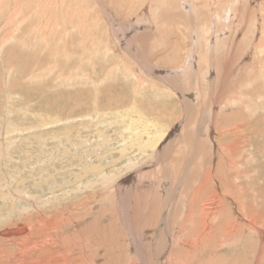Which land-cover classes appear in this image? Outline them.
Listing matches in <instances>:
<instances>
[{"label":"rangeland","instance_id":"1","mask_svg":"<svg viewBox=\"0 0 264 264\" xmlns=\"http://www.w3.org/2000/svg\"><path fill=\"white\" fill-rule=\"evenodd\" d=\"M106 1L109 8L114 7V4L118 8L113 11L115 16L121 12L119 25H132L138 30L133 38L154 28L148 26H157L154 35L160 38L159 33L164 40L155 44L153 40L150 50L155 56L159 53L165 56L160 61L153 58L156 61L152 64L151 72H148V68L144 70L145 66L141 67L142 61H133L132 64L130 60L136 58L133 56L134 49L129 48L125 52L127 47H122L113 37L96 0H0V233L5 228L16 230L26 226L29 229L35 222L40 225L43 220L55 216L57 211L59 214H68L70 218L84 215L82 228L67 224L62 234L73 239L79 229L89 223L88 219L99 218L101 226L108 230L112 228L113 231L117 228L119 231H116V238H112L114 244L109 242L107 249L120 255L117 246L113 249L116 243H120L125 258L131 257V260H127L128 264H141L140 258H137L142 245L145 249L152 247L167 232L166 237L170 242L162 258L166 260L164 258L167 253L176 247L174 242L187 240L189 233L194 231V224H197L186 221L182 207L185 206L184 201L187 206L188 200L181 196V191L180 196H177L178 192L171 200L166 198L169 203L165 204L166 209L162 204L166 193L171 190L176 193L172 189L175 182L172 181L173 173L178 175L184 167L185 159H188L186 151L190 150L186 140L193 137L189 132L194 130V126L186 125L187 115L182 105L184 99L191 102L192 109L197 105L205 109L201 117V123L204 122L197 127V131L200 130L197 132L199 145L206 146L207 156L202 157V168L205 170L200 166V171H196L200 175L202 172L208 173L213 180V187L209 186L206 194V206L215 209L219 198L227 203L226 216L218 219L212 215L208 224L215 226L223 224L225 220H233L245 226L250 217L258 218L260 215L256 224L264 230V0ZM113 45L115 48L111 47ZM152 53L149 52V56ZM175 58L181 62L178 63ZM190 60H194L191 62L194 65L188 66ZM161 70L173 71L172 74L181 86L173 89L185 91L183 95L169 88L174 77H164ZM211 101L215 102L216 109ZM210 112L214 115L213 125L208 120ZM229 114L231 119H227L230 118ZM158 129L165 134L164 138L158 146L146 147L148 140L151 141L150 136L153 142L156 141ZM228 144L236 148L233 147L229 152ZM216 145H220V149ZM154 150L161 154L156 157ZM164 150H167L168 155L162 163L158 159ZM195 155L191 152L192 163L201 159ZM130 163L144 167V171L138 174H144L146 178L141 180L143 182L138 180L131 185L132 193L128 201L120 198L117 192L108 198L106 194L111 187L110 179L112 182ZM149 171L154 172L151 178ZM123 172L130 173L125 170ZM198 185L193 184L196 188ZM150 188L154 190L153 193ZM210 188L217 191L220 197L215 199ZM66 192L69 194H64ZM148 194L154 200L161 198L163 201L159 206L156 205L159 211L158 222L154 225L130 222L125 214L131 213L128 214L131 219L135 210L128 209L139 207ZM159 194L160 197H157ZM89 205H92L94 211L84 214ZM170 210H174L171 213H175V222L165 224ZM105 211L114 215L113 221L105 218L108 217ZM248 231H240L234 237V244L217 251L216 256L219 259L236 260L239 264H252L264 240L259 239L254 229ZM15 235L22 236V233ZM88 249L81 251L84 253L83 264H108L116 256L104 252L97 254L99 246L93 242L88 243ZM3 252H6L5 249L0 250L1 254ZM208 252L204 256H208Z\"/></svg>","mask_w":264,"mask_h":264},{"label":"bare ground","instance_id":"2","mask_svg":"<svg viewBox=\"0 0 264 264\" xmlns=\"http://www.w3.org/2000/svg\"><path fill=\"white\" fill-rule=\"evenodd\" d=\"M22 1V0H21ZM18 2V1H17ZM95 2V1H94ZM107 1L106 0H96V4L98 5V7L100 8L101 10V13H103L105 19L107 20V23H108V26H109V30L111 31V34L113 35V37L115 39L118 40L119 43L122 44V47L125 45V48L127 47L126 51L127 52L129 50V48H131L132 50L134 49V53H133V56L136 57L134 60H130L132 61V64H133V61H142L140 62L141 63V67L145 66L146 68H143L144 70L148 68V72H151L153 69V62H155L156 60L160 61L163 59V57L165 55H162L161 53H159L157 56H155L156 54L155 53H152L151 52V43L152 41L154 40V43H158L159 41H162V39L164 40V38H162L161 34L158 33V35H160L159 37L160 38H157L158 36L157 35H154V32L156 33V31H154V29L157 27L156 25H152V26H148V27H154L152 29H147L145 30V33L141 34L140 37H135L133 38V34L135 33V31H138L137 29H135L134 26L130 25V26H126V25H119V21H118V18H120L121 16V12L120 13H117L116 16L113 14L115 12V8L118 9L115 4L113 5L114 7L111 6V8H109L106 3ZM113 4V3H111ZM17 13V12H16ZM19 13V12H18ZM62 13V12H61ZM38 15V14H37ZM19 16V15H18ZM117 17V18H116ZM132 18V17H131ZM172 18V17H171ZM159 19V18H158ZM74 21V20H73ZM137 21V19H136ZM139 22V21H138ZM137 22V23H138ZM158 22V21H157ZM136 23V22H135ZM133 24V22L131 23ZM195 24V23H194ZM147 25V24H146ZM156 26V27H155ZM147 27V28H148ZM56 28V27H55ZM144 28V27H142ZM157 29V28H156ZM213 29V28H212ZM256 29V28H255ZM253 29V30H255ZM141 30V29H140ZM144 30V29H143ZM214 30V29H213ZM257 30V29H256ZM109 31V32H110ZM159 31V29H158ZM211 31V29H210ZM141 32V31H140ZM143 32V31H142ZM162 33V31H159ZM68 33V32H67ZM220 33V32H219ZM132 34V35H131ZM222 35V34H221ZM174 37V36H173ZM234 37V36H233ZM222 38V37H221ZM113 39V38H112ZM111 39V40H112ZM178 40V39H177ZM213 40V39H212ZM216 40V39H215ZM114 41V40H113ZM217 41V40H216ZM91 42V41H90ZM89 42V43H90ZM215 42V41H214ZM233 42H235L233 40ZM114 43V42H113ZM111 43V45L113 44ZM175 43V42H174ZM177 43V42H176ZM208 43V42H207ZM232 43V42H231ZM172 44V43H171ZM234 44V43H232ZM116 45V44H115ZM118 45V44H117ZM116 45V46H117ZM174 45V44H173ZM195 45H197V43H195ZM220 45V44H219ZM222 45V44H221ZM120 46V45H119ZM160 46V45H159ZM106 47H108L106 45ZM111 47H114L111 46ZM195 47V46H194ZM216 47V46H215ZM214 47V48H215ZM226 47V46H225ZM232 47V46H231ZM234 47V46H233ZM261 47V46H260ZM115 48V47H114ZM212 48V47H211ZM217 48V47H216ZM215 48V49H216ZM235 48V47H234ZM117 49V48H116ZM124 49V48H123ZM174 49V48H173ZM180 49V48H179ZM257 49V48H256ZM106 50V49H105ZM194 50V49H193ZM225 50V49H224ZM262 50V49H261ZM104 51V50H103ZM108 52L110 50H107ZM116 51V50H115ZM121 51V50H119ZM173 51V50H172ZM178 51V50H177ZM180 51V50H179ZM200 51V50H199ZM202 51V50H201ZM210 51V50H209ZM226 51V50H225ZM224 51V52H225ZM111 52V51H110ZM149 52L150 54L152 53V56H149ZM194 52V51H193ZM214 52V51H213ZM248 52V51H247ZM246 52V53H247ZM130 53V52H129ZM132 53V52H131ZM212 54V52H209ZM221 53V52H220ZM223 53V51H222ZM109 54V53H108ZM122 54V51L121 53ZM125 54V53H123ZM168 54V53H166ZM228 54V53H227ZM248 54V53H247ZM118 55V54H117ZM179 55V54H178ZM131 56V55H130ZM168 56V55H166ZM112 57V56H111ZM122 57V56H121ZM198 57V55L196 56ZM216 57V56H215ZM229 57V56H228ZM233 57V56H232ZM245 57V56H244ZM247 57V56H246ZM116 58V57H115ZM156 59V60H153ZM167 58V57H166ZM173 58V56L171 57ZM222 58V57H221ZM224 58V57H223ZM113 59V58H112ZM130 59V58H129ZM187 58L185 57V60ZM195 59V58H194ZM203 60V58H201ZM199 59V61L201 60ZM215 59V58H214ZM262 59V58H261ZM166 60V59H165ZM169 60V57L168 59ZM176 60V58L174 59ZM224 60V59H222ZM247 60V59H246ZM257 60V58H256ZM158 61L156 63H158ZM178 61V60H176ZM194 61V60H192ZM190 60V65L188 66H191V62ZM233 61V60H232ZM134 62V63H136ZM181 62V61H180ZM178 61V63H180ZM204 62V61H203ZM212 62V61H211ZM246 62V61H245ZM252 62V61H251ZM155 63V65H156ZM237 63V62H236ZM249 63V62H248ZM257 63V61H256ZM153 64V65H152ZM175 64V63H174ZM187 64V63H186ZM203 64V63H202ZM227 64V63H226ZM242 64V62H241ZM255 64V63H254ZM259 64V63H258ZM137 65V64H135ZM133 65V66H135ZM139 65V64H138ZM161 65V64H160ZM194 65V64H193ZM218 65V64H217ZM244 65V64H243ZM132 66V67H133ZM172 65H170V68H171ZM204 66V64H203ZM230 66V65H229ZM246 66V65H245ZM253 66V65H252ZM264 66V65H263ZM137 67V66H135ZM135 67H133V69H136ZM158 67V66H157ZM167 67V66H166ZM198 67V66H197ZM200 67V66H199ZM239 67V65H238ZM250 67V66H248ZM255 67V66H254ZM259 67V66H258ZM161 68V67H159ZM181 68V67H180ZM186 68V67H185ZM191 68V67H190ZM216 68V67H215ZM162 69V68H161ZM166 69V68H165ZM210 69V68H209ZM222 69V68H221ZM240 69V68H239ZM156 70V69H155ZM154 70V71H155ZM173 70V69H172ZM167 71V70H161V72L163 73L164 77H169L171 79V77H174V75L172 74L173 71ZM179 70V68H178ZM184 70V69H183ZM204 70V69H203ZM214 70V69H213ZM212 70V71H213ZM153 71V72H154ZM174 71H175V68H174ZM177 71V70H176ZM180 71V70H179ZM251 71V70H250ZM138 72V71H137ZM181 72H183L181 70ZM232 72V71H230ZM178 73V71H177ZM180 73V72H179ZM186 73V72H185ZM196 73V72H195ZM235 73V72H233ZM249 73V72H248ZM149 74V73H148ZM187 74V73H186ZM191 74V72H190ZM189 74V75H190ZM216 74V73H215ZM214 74V75H215ZM223 74V73H222ZM231 74V73H230ZM243 74V73H242ZM136 75V74H135ZM141 75V74H140ZM154 75V74H153ZM152 75V76H153ZM177 75V74H176ZM175 75V76H176ZM227 75V74H226ZM233 75V74H232ZM256 75V74H255ZM205 76V75H204ZM221 76V75H220ZM239 76V75H238ZM246 76V75H244ZM243 76V77H244ZM253 76V75H251ZM159 77V76H158ZM185 77V76H184ZM197 77V76H196ZM203 77V76H201ZM237 77V76H236ZM210 78V77H209ZM208 78V79H209ZM225 78V77H224ZM247 78V77H245ZM254 78V77H253ZM152 79V78H151ZM221 79V78H220ZM163 80V79H162ZM161 80V82H162ZM186 80V79H185ZM194 80H195V77H194ZM193 80V82H194ZM197 80V79H196ZM211 80V79H210ZM231 80V79H230ZM238 80V79H237ZM145 81V80H144ZM148 81V80H147ZM209 81V80H207ZM206 81V82H207ZM216 81V80H215ZM156 82V81H155ZM165 83L167 81H164ZM172 85H170L169 88H172L173 91L175 92H179L180 95H183V92L182 90H180L179 88L178 89H173L175 87H181L180 85H178L179 83H177V79L176 77H174V80H172ZM213 83V82H212ZM220 83V82H219ZM142 84V83H141ZM150 84V83H149ZM170 84V83H169ZM181 84V83H180ZM208 84V83H207ZM192 85V84H191ZM200 85V83H199ZM206 85V84H205ZM230 85V84H229ZM232 85V84H231ZM238 85V84H237ZM236 85V86H237ZM137 86V85H136ZM163 86V85H162ZM166 86V85H165ZM207 86V85H206ZM161 87V86H160ZM182 87H184V85H182ZM227 87V86H226ZM231 87V86H230ZM165 88V87H164ZM167 88V86H166ZM167 88V89H169ZM191 87H189L190 89ZM199 88V87H198ZM210 88V87H209ZM208 88V89H209ZM143 89V88H142ZM200 89V88H199ZM227 89V88H226ZM138 90V89H137ZM184 90V89H183ZM188 90V89H187ZM165 91V89H164ZM169 91V90H168ZM214 91V90H213ZM229 91V90H228ZM233 92V91H232ZM237 92V91H236ZM200 93V91H199ZM213 93V92H212ZM216 93V92H215ZM135 94V93H134ZM232 94V93H231ZM176 95V94H175ZM185 95V94H184ZM189 95V94H188ZM196 95V94H195ZM200 95V94H199ZM198 95V96H199ZM212 95V94H211ZM202 96V95H201ZM206 96V94H205ZM220 96V95H219ZM195 97V96H194ZM204 97V96H203ZM217 97V96H216ZM257 97V96H256ZM186 98V97H185ZM197 98V97H196ZM199 98V97H198ZM205 98V97H204ZM203 98V99H204ZM219 98V97H218ZM221 98V97H220ZM202 99V100H203ZM206 99V98H205ZM209 99V98H208ZM206 99V100H208ZM226 99V98H225ZM200 100V99H199ZM231 100V99H230ZM201 101V100H200ZM215 101V99H214ZM214 101H211L212 103ZM196 102V101H195ZM198 102V101H197ZM205 102V101H204ZM219 102V101H217ZM237 102V101H236ZM191 103V102H190ZM186 99L183 100V104L184 107H185V112H186V115H187V121H186V125H192L194 126V130H191V132H189L190 136H193V137H190V139H187L186 140V145L188 147H190V150L188 149L186 151L187 153V156L186 158L188 159H185L186 161L184 162V167L182 168V170L178 173H173V178L174 180L172 181H175L174 184H173V187L172 189L176 190V193L171 190L168 192V194L166 193V197L164 199V202L161 200H154L153 197H151L149 194L148 196H144V198L142 199V204L138 207H134V208H131V209H128V210H135L133 212V216H131V219L129 217L128 214H131V213H126L125 216L127 218H129L130 222H135V224H141V223H145V224H156L158 222V218H159V215H158V207L156 208V205L159 206L161 204V202H163L162 204L165 205L166 203H168V199L166 198H170L171 200V197H173L174 195H176L179 191H181V196H185V200L187 201V206H186V202L184 201L183 204L185 206H183L182 204V208L184 209V214L186 215V221L187 223H190L191 221L197 223V224H194V231L192 230L191 233H189L188 237H187V240H182V239H179V241L176 243L174 242V244H176V247L174 250H172V252H168L167 253V257L164 258L166 260H163V255L164 253L166 252V249L169 247V240H168V237H166V234L165 235H162V237L158 240L157 243H155V245H153L152 247H147L146 249L143 247H141V251L140 253H138V258H140L139 261H141V264H239V262H237L236 260H224V259H219L218 257L219 256H216V252L217 251H221V249H225L226 247L228 246H232L235 242V236L239 233L242 232V230L246 229L247 230V233L249 232L248 230H252L254 229V233L256 235L259 236V239L261 240H264V230L262 229H259V225L256 224L257 222V219L258 218H261V216L259 215L258 218H256L257 214L255 215L256 217H250L249 221H247V223L244 225H240V224H236L234 223L233 220H230L233 224H230L231 222L230 221H227L226 220L224 221L223 224H215V226H211L210 224H208V220H210V218L212 217V215H215L216 218L218 219H222L224 216V213H227L228 210H227V203H226V200L222 199V198H219L220 195L219 193H217V191H212L213 189H211V193L214 194L215 196V199L216 197H218L219 199L216 201L218 203V205L216 206L215 209H210L206 206V194H207V191H208V187L212 186V178L211 176L207 173V174H203L202 170H201V175L199 174V172L197 171H200V166L202 168V157H205L207 155H205L206 153V146H204L203 144L199 145V139L198 138V134L197 132H200L197 131V127L202 124L201 123V120L203 118L202 117V112L205 111V109L203 110V108L199 107L198 105L196 107H193L192 109V106ZM201 103V102H200ZM199 103V104H200ZM203 103V102H202ZM212 103H211V106H212ZM231 103V102H230ZM196 105V104H195ZM206 105V104H205ZM209 105H210V101H209ZM208 105V107H209ZM215 106V109L217 108L215 102L213 104ZM218 105V104H217ZM193 106H194V103H193ZM202 106V105H201ZM214 106H212L214 108ZM183 107V108H184ZM204 107V106H203ZM211 109V108H210ZM214 109V110H215ZM219 110V109H218ZM213 111V110H212ZM226 111V110H225ZM209 112V111H208ZM221 112V111H220ZM238 113H239V110H238ZM209 115V114H208ZM216 115V114H215ZM230 115V114H229ZM234 115V114H233ZM236 115H239V114H236ZM252 115V114H251ZM256 115V114H255ZM235 116V115H234ZM244 116V115H243ZM253 116V115H252ZM86 117V116H85ZM208 117V116H207ZM237 117V116H236ZM245 117V116H244ZM257 117V116H256ZM250 118V117H249ZM253 118V117H252ZM178 119V118H177ZM227 119H231V115H230V118H227ZM238 119V118H237ZM208 120L211 122V125H213V123L215 122L214 120V115H211V112H210V116L208 117ZM216 120H219V119H216ZM250 120V119H249ZM233 121V120H232ZM231 121V122H232ZM237 121V120H236ZM143 122V121H142ZM224 123V122H223ZM236 123V122H235ZM229 124V123H228ZM227 124V125H228ZM233 124V122L231 123ZM186 125H185V128H186ZM222 125V124H221ZM210 126V125H209ZM224 126V125H223ZM226 126V124H225ZM130 127V126H129ZM216 127V126H215ZM227 127V126H226ZM131 128V127H130ZM130 128L127 130L128 132L130 131ZM156 128V127H155ZM154 128V129H155ZM184 128V130H185ZM192 128V127H191ZM204 128V127H203ZM230 128V127H229ZM233 128H234V125H233ZM239 128V126H238ZM237 128V129H238ZM157 129V128H156ZM241 129V128H240ZM214 130V129H213ZM217 130V129H216ZM215 130V131H216ZM230 130V129H229ZM232 130H235V129H232ZM232 130L230 132V135L231 136V133H232ZM189 131V130H188ZM203 131V129H202ZM208 131V130H207ZM224 131V130H223ZM127 132V133H128ZM212 132V131H211ZM217 132V131H216ZM226 132V131H225ZM137 134V132H135ZM156 133L157 134V139L155 142L152 141V136L151 137V141L148 140V145L145 144L146 147H150V148H154L156 146L159 145V143L161 142V140L164 138L165 134L164 133H161V130H156ZM161 133V134H160ZM188 133V132H187ZM186 133V134H187ZM238 133V132H237ZM139 134V133H138ZM143 136V135H142ZM147 136V135H146ZM154 136V135H153ZM182 136H185L182 135ZM188 136V135H187ZM186 136V137H187ZM209 136V135H208ZM228 136V137H229ZM233 136V135H232ZM141 137V136H140ZM148 137V136H147ZM207 137V136H206ZM227 137V138H228ZM241 137V136H240ZM255 137V136H254ZM184 138V137H183ZM211 138V137H210ZM239 138V137H238ZM137 139V138H136ZM149 139V137H148ZM207 139V138H206ZM215 139V138H214ZM226 139V138H225ZM236 139V138H234ZM243 139V138H242ZM140 140V138H139ZM154 140V139H153ZM202 140V139H201ZM219 140V138H218ZM209 141V140H208ZM237 141V140H236ZM240 141V140H239ZM168 142V140H167ZM181 142V141H180ZM207 142V141H206ZM231 142V141H230ZM244 142V141H243ZM166 143V142H165ZM184 143V142H183ZM203 143V142H202ZM210 143V142H209ZM136 144V143H135ZM219 144V143H218ZM234 144V143H233ZM142 145V144H141ZM176 145L177 142H176ZM229 145V144H228ZM166 146V145H165ZM210 146V144H209ZM218 146V145H216ZM220 146V145H219ZM218 146V147H219ZM239 146V145H238ZM133 147V146H132ZM164 147V146H163ZM175 147V146H174ZM180 147V146H179ZM208 147V145H207ZM223 147V146H222ZM228 147V151L231 152L233 147L236 148V146H233V145H229L227 146ZM169 148V147H168ZM171 148V147H170ZM173 148V147H172ZM177 148V147H176ZM175 148V149H176ZM210 148V147H209ZM101 149V148H100ZM148 149V148H147ZM146 149V150H147ZM174 149V150H175ZM220 149V147H219ZM218 149V150H219ZM223 149V148H222ZM241 149V148H240ZM145 150V149H144ZM172 150V149H171ZM224 150V149H223ZM231 150V151H230ZM153 151V150H152ZM159 151V150H158ZM167 150H164L162 152V156L158 159L159 161H161L162 163H164V158L165 156L168 155V152H166ZM178 151V149H177ZM176 151V152H177ZM221 151V150H219ZM234 151V150H233ZM100 152V151H99ZM146 152V151H145ZM156 151L154 150L153 154L155 153ZM191 152L192 154H196L198 157H201V159H199V161L197 160L196 162L192 163V159H190V155H191ZM218 152V151H217ZM222 152V151H221ZM245 153V152H244ZM145 153H143L144 155ZM152 154V153H151ZM152 154V155H153ZM159 154H161L160 152L157 153L156 152V157L159 156ZM175 154V153H174ZM173 154V155H174ZM66 155V154H65ZM112 155V154H111ZM138 155V154H137ZM146 155V154H145ZM172 155V154H171ZM170 155V156H171ZM179 155V154H178ZM195 155V156H196ZM211 155V154H209ZM229 155V154H228ZM176 157V155H174ZM75 157V156H74ZM236 157V155H235ZM145 158V156L142 158V161L143 159ZM150 158V157H149ZM155 158V157H154ZM195 158V157H194ZM209 158V157H208ZM219 157H217L218 159ZM153 159V156L152 158ZM173 159V157L171 158ZM170 159V160H171ZM179 159V158H178ZM184 159V158H183ZM230 159V158H229ZM204 160V159H203ZM219 160V159H218ZM227 160V159H226ZM148 161V159H147ZM157 161V160H156ZM174 161V160H173ZM184 161V160H183ZM210 161V160H209ZM208 161V162H209ZM224 161V160H223ZM228 161V160H227ZM160 162V163H161ZM170 162V161H168ZM211 162V161H210ZM209 162V163H210ZM158 163V162H157ZM161 163V164H162ZM218 163V162H215V164ZM223 163H226V162H223ZM229 163V162H228ZM149 164V163H148ZM154 164V163H153ZM170 164V163H169ZM232 164V163H231ZM164 165V164H162ZM173 165V164H172ZM179 165V164H178ZM210 165V164H209ZM227 165V163H226ZM230 165V164H228ZM233 165V164H232ZM208 166V165H207ZM216 166V165H215ZM224 165H222L223 167ZM103 167V166H102ZM206 167V165H205ZM219 167V166H218ZM230 167V166H229ZM235 167V166H234ZM125 171H130V173L126 174V172L124 173L123 171H120L119 172V175L117 176V178L115 176H110L111 178L112 177H115L113 178L112 182H111V179H110V182H109V186H111L108 191H107V196L109 198V196L111 197L112 195H114V193L117 192V194L119 195L120 198H124L125 200L128 201L127 198H129L131 196V190H132V187L131 185L135 182H137L138 180L141 181L142 179L146 178L144 177V174H138L139 172L141 171H144V167H141V166H137V165H134L132 163L130 164H126V166L124 167ZM160 168V167H159ZM166 168V167H165ZM174 168V167H173ZM172 168V169H173ZM190 168V169H189ZM192 168V169H191ZM211 168V167H210ZM151 169V168H150ZM158 169V168H157ZM157 169L155 171H157ZM171 169V168H170ZM204 169V168H202ZM215 169V168H214ZM222 169V168H221ZM224 169V168H223ZM227 169V168H226ZM230 169V168H229ZM149 170V169H148ZM146 170V171H148ZM153 170V169H152ZM167 170V169H166ZM197 170V171H196ZM205 170V169H204ZM203 170V171H204ZM218 170V169H216ZM234 170V169H233ZM241 170V169H240ZM176 171V170H175ZM174 171V172H175ZM229 171V170H228ZM231 171V169H230ZM161 172V171H160ZM173 172V171H172ZM226 172V171H224ZM223 172V173H224ZM234 172V171H233ZM171 173V172H170ZM169 173V174H170ZM206 173V172H205ZM154 174V172L152 171H149V177ZM165 174V171L164 173ZM162 174V175H163ZM168 174V173H167ZM215 174V173H214ZM222 174V173H221ZM87 175V174H86ZM129 175V176H127ZM219 176V174H217ZM224 175V174H223ZM222 175V176H223ZM239 175V173H238ZM237 175V176H238ZM127 176V177H126ZM157 176V175H156ZM161 176V175H160ZM168 177V175H167ZM217 177V176H216ZM221 177V176H220ZM236 177V176H235ZM140 178V179H138ZM151 178V177H150ZM160 178V177H159ZM163 178V177H162ZM172 178V177H171ZM224 178V177H223ZM226 178V177H225ZM230 178V177H229ZM233 180V177L231 178ZM228 180V178H227ZM230 180V179H229ZM228 180V181H229ZM236 180V179H235ZM116 181H119V183L117 184ZM151 181V180H150ZM156 181V180H154ZM164 181V180H163ZM214 181H216V179H214ZM231 181V180H230ZM238 181V180H237ZM236 181V182H237ZM143 182V181H141ZM140 182V183H141ZM157 182V181H156ZM235 182V183H236ZM139 183V184H140ZM149 184L151 182H148ZM153 183V182H152ZM173 183V182H172ZM194 183H199L200 185L196 187L193 186ZM218 183V182H217ZM113 184V185H112ZM117 184V185H116ZM145 184V182H144ZM220 184V183H219ZM218 184V186H219ZM135 185V184H134ZM137 185V184H136ZM141 185V184H140ZM146 185V184H145ZM148 185V184H147ZM146 185V186H147ZM154 186V184H152ZM237 185V184H236ZM242 185V184H241ZM149 186V185H148ZM160 186V185H159ZM165 186V185H164ZM228 186V185H227ZM233 186V184L231 185ZM105 187V186H104ZM136 187V186H135ZM213 187V186H212ZM216 187V186H215ZM226 187V186H225ZM236 187V186H235ZM241 187V186H240ZM139 188V187H138ZM141 188V187H140ZM144 188V187H143ZM148 188V187H147ZM159 188V187H158ZM194 188V189H193ZM217 188V187H216ZM237 188V187H236ZM239 188V187H238ZM237 188V189H238ZM80 189V188H78ZM137 189V188H136ZM151 189V188H150ZM155 189V187L153 188ZM156 189H157V186H156ZM165 189V188H164ZM220 189V188H219ZM227 189V188H226ZM224 188V191L226 190ZM231 189V188H229ZM56 190V189H55ZM100 190V189H99ZM105 190V189H104ZM152 190V189H151ZM234 190V189H233ZM232 190V191H233ZM136 190H134L135 192ZM138 191V190H137ZM148 191H150L148 189ZM154 190H152V193H153ZM221 191V190H220ZM223 191V189H222ZM227 191V190H226ZM239 191V190H238ZM161 192V191H160ZM92 193V192H91ZM141 193V192H140ZM147 193V192H145ZM163 193V192H162ZM223 193V192H222ZM242 193V192H241ZM64 194H67L64 193ZM69 194V193H68ZM67 194V195H68ZM94 194V193H93ZM121 194H123L124 196H122ZM180 194V192L177 194V196ZM225 194V193H224ZM237 194V193H236ZM133 195V194H132ZM146 195V194H145ZM157 195V194H156ZM223 195V194H222ZM239 195V193L237 194ZM244 195V194H243ZM89 196V195H88ZM95 196V195H94ZM140 196V195H138ZM138 196H135L138 197ZM180 196V195H179ZM225 197L227 195H224ZM53 197V196H52ZM155 197V196H154ZM157 197H160V194L159 196ZM162 197V196H161ZM213 197V196H212ZM239 197V196H237ZM235 196V198H237ZM60 198V197H59ZM105 198V197H104ZM132 198V197H131ZM208 198V197H207ZM91 199V198H90ZM56 200V198H55ZM123 200V199H122ZM133 200V199H132ZM178 200V199H177ZM180 200V199H179ZM229 200V199H228ZM233 200V199H232ZM236 200V199H235ZM243 201L244 198L242 199ZM58 201V200H56ZM111 201V200H110ZM140 201V200H138ZM242 201V202H243ZM79 202V201H78ZM121 203V201H119ZM141 202V201H140ZM143 202H145L143 205ZM178 202V201H177ZM210 202V201H209ZM233 202V201H232ZM241 202V203H242ZM56 203V202H55ZM76 203V202H75ZM174 203V202H173ZM237 203V202H236ZM234 203V204H236ZM239 203V202H238ZM259 203V202H258ZM73 204V203H72ZM78 204V203H77ZM132 204V202H131ZM169 204V203H168ZM176 204V203H175ZM213 204V203H212ZM244 204V203H243ZM128 205H130V203H128ZM180 205V203H179ZM178 205V206H179ZM85 206V205H84ZM92 205H89L88 208H86V212L84 211V214H89L88 212H93L94 209L91 207ZM116 206V205H115ZM119 206V205H118ZM172 206V205H171ZM177 206V205H176ZM175 206V207H176ZM181 206V205H180ZM87 207V206H86ZM117 207V206H116ZM131 207V206H130ZM169 207V206H168ZM239 207V206H238ZM95 208V206H94ZM84 209V208H83ZM165 209H166V205H165ZM172 209V208H171ZM174 209V208H173ZM178 209V208H177ZM181 209V208H180ZM242 209V208H241ZM252 209V208H251ZM250 209V210H251ZM258 209V208H257ZM260 209V208H259ZM120 210V209H119ZM124 211H126L125 209H123ZM182 210V209H181ZM256 210V209H255ZM261 210V209H260ZM174 211V210H173ZM173 211H169L167 212L168 213V216H167V219H166V222L165 224H174V220H173V215L175 213H172ZM108 211H105L104 213H106L108 215V217H105L107 218L109 221L112 220V218L114 217V215H109L107 213ZM123 212V211H121ZM132 212V211H131ZM163 212H165L163 210ZM180 212V211H179ZM178 212V213H179ZM60 212L57 211L55 213V216H52L50 218H47L46 220H43L42 221V224H32L31 228L29 229H26L24 226L23 228H18L16 230H13V229H9V228H5L3 230H1V236L0 237H4L3 239H1L0 241V250H4L6 252H3V254L0 253V264H83V256H84V253H82V249H87V250H90L88 249V243L90 242H93V243H96L98 246H99V249L97 250L98 253L97 254H102V252H104L105 254L109 253L110 256H113V255H116L115 251H112V250H108V243L112 241V245L114 244V241L112 240V238H116V231H118L117 228H115V231H113L112 228H110L108 230V228L104 227V226H101V220L99 218H96V219H88L89 223L87 222V224L84 225L83 229H81L83 226V216L80 217V218H70L68 216V214H65V213H61L59 214ZM78 213V212H76ZM161 213V212H160ZM181 213V212H180ZM179 213V214H180ZM259 213V212H258ZM183 214V213H182ZM264 214V213H263ZM72 215V214H71ZM77 215V214H76ZM74 215V216H76ZM128 215V216H127ZM248 215V213H247ZM88 216V215H87ZM176 216V215H175ZM251 216V215H249ZM67 217V218H66ZM86 217V216H85ZM95 217V216H94ZM133 217V218H132ZM233 217V216H232ZM243 217V216H241ZM19 218V217H18ZM264 218V217H263ZM40 219V217H39ZM164 219V218H163ZM215 219V218H214ZM235 219V218H234ZM237 219V218H236ZM87 220V219H86ZM118 220V219H117ZM178 220V219H177ZM182 220V219H181ZM185 220V219H184ZM197 220V221H196ZM217 220V219H216ZM244 220V219H243ZM33 221V220H32ZM41 221V220H40ZM39 221V222H40ZM105 221V219H104ZM113 221V220H112ZM123 221V220H122ZM125 221V220H124ZM172 221V222H171ZM262 221V219H261ZM183 222V221H182ZM220 222V221H219ZM241 222V221H240ZM264 222V221H263ZM38 223V222H37ZM106 222H104L105 224ZM126 223V222H125ZM162 223V222H161ZM177 223V222H176ZM243 223V221H242ZM259 223V222H258ZM67 224H75L76 227H81L79 229V232L77 233V235L73 236L74 238L71 239V238H68V236H64L62 234V232L65 230ZM103 224V223H102ZM127 224V223H126ZM192 224H189V225H192ZM214 224V223H213ZM261 225V224H260ZM264 226V224H262ZM107 226V225H106ZM177 226V224L175 225ZM183 226V225H182ZM186 226V225H185ZM71 227V226H70ZM75 227V226H73ZM108 227V226H107ZM122 227V226H121ZM129 227V226H128ZM136 227V226H135ZM161 227V226H160ZM68 228V227H67ZM123 228V227H122ZM192 228V227H191ZM2 229V228H1ZM20 229V230H19ZM173 229V228H172ZM28 230H30L28 232ZM70 230V229H69ZM158 230V229H157ZM163 230V229H162ZM169 230V229H168ZM180 230V229H179ZM142 231V229H141ZM241 231V232H240ZM119 232V231H118ZM133 232V231H132ZM135 232V231H134ZM140 232V231H139ZM177 232V231H176ZM22 233V236H17L15 234H20ZM73 233V232H72ZM253 233V234H254ZM5 235V236H2ZM130 234V233H129ZM134 235V234H133ZM170 235V234H169ZM172 235V234H171ZM187 235V234H185ZM249 235V234H248ZM168 236V235H167ZM118 237V236H117ZM170 237V236H169ZM177 237V236H176ZM129 238V237H128ZM248 238V237H247ZM132 239V238H131ZM171 239V238H170ZM133 240V239H132ZM139 240V238H138ZM182 240V241H180ZM256 240V239H255ZM175 241V240H174ZM263 242V241H262ZM260 243V250H258V255L257 257L255 258V260L253 261L252 264H264V243ZM246 243V242H245ZM125 244V243H124ZM127 244H129L127 242ZM139 244V243H138ZM148 244V243H147ZM115 246L118 247L119 249V252H121L120 255H116L115 257H113L112 260H110L108 262V264H128L127 260H131V257L130 258H125L126 256H124L122 254V250L124 249L123 248V245L122 244H115L113 249H115ZM129 246V245H128ZM131 246V244H130ZM111 247V246H110ZM134 248V247H133ZM247 248V247H246ZM243 249V248H242ZM250 249V248H249ZM93 250V249H91ZM117 250V249H116ZM131 250V249H130ZM82 251V252H81ZM109 251H112V252H109ZM212 252L213 254L209 255V252ZM219 251V252H220ZM236 251V250H235ZM8 252V253H7ZM126 252V251H125ZM128 252V251H127ZM126 252V253H127ZM208 252V256H204L205 253ZM118 253V252H117ZM132 253V252H131ZM255 253V252H254ZM83 254V255H82ZM88 254H91V253H88ZM220 254V253H219ZM246 254V253H245ZM107 255V256H109ZM137 255V254H136ZM204 258H202L203 256ZM215 255V256H214ZM128 256V255H127ZM214 256V257H213ZM261 256V257H260ZM104 257V256H103ZM207 257V258H205ZM133 258V257H132ZM250 259V258H248ZM94 260V259H93ZM91 260V261H93ZM105 260V259H104ZM87 261V260H86ZM102 261V259H101ZM244 261V260H242ZM246 261V260H245ZM249 261V260H248ZM89 262V260H88ZM106 262V261H105ZM104 262V263H105ZM130 262V261H129ZM96 262H94L93 264H95ZM132 263V262H131ZM92 264V263H91ZM97 264V263H96ZM134 264V262L132 263Z\"/></svg>","mask_w":264,"mask_h":264}]
</instances>
